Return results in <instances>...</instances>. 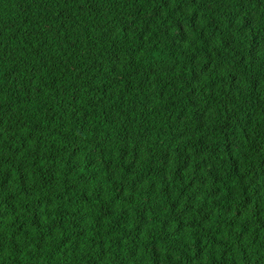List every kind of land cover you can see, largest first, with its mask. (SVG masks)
<instances>
[{
	"label": "trees",
	"instance_id": "trees-1",
	"mask_svg": "<svg viewBox=\"0 0 264 264\" xmlns=\"http://www.w3.org/2000/svg\"><path fill=\"white\" fill-rule=\"evenodd\" d=\"M0 264H264V0H0Z\"/></svg>",
	"mask_w": 264,
	"mask_h": 264
}]
</instances>
